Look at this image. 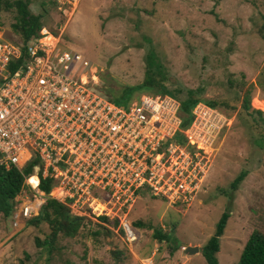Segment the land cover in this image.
I'll use <instances>...</instances> for the list:
<instances>
[{"label":"rangeland","instance_id":"obj_1","mask_svg":"<svg viewBox=\"0 0 264 264\" xmlns=\"http://www.w3.org/2000/svg\"><path fill=\"white\" fill-rule=\"evenodd\" d=\"M28 1L60 48L90 61L89 84L102 96L111 99L141 82L151 49L162 66L163 75L153 70L157 78L164 76L172 87L199 89L225 122L212 150L196 149L201 171L187 199L173 203V193L143 192L124 218L125 211L104 198L107 188H90L76 203L66 204L72 214L84 217L83 225L74 236L59 235L50 253L36 243L49 233L47 224H29L22 214V206L30 203L35 215L44 200L26 186L15 196L12 214H0V264H206L200 247L224 210L228 218L218 237L217 264H234L250 232L264 234V0ZM13 14V9H1L0 27L4 37L18 41L10 29ZM246 88L261 113L242 108ZM155 95L163 96L135 89L127 106ZM172 138L164 140L167 145L177 142ZM241 170L246 174L232 189L230 182ZM136 220L142 225H134ZM124 222L133 225L134 242L120 232ZM154 230L171 236L158 241ZM184 244L198 251L186 253Z\"/></svg>","mask_w":264,"mask_h":264},{"label":"built area","instance_id":"obj_2","mask_svg":"<svg viewBox=\"0 0 264 264\" xmlns=\"http://www.w3.org/2000/svg\"><path fill=\"white\" fill-rule=\"evenodd\" d=\"M21 46L0 31V162L19 168L38 161L31 174L35 185L25 178L33 197L45 196L38 188L45 176L51 179L49 197L73 204L83 191L107 188L104 198L119 211L141 192L173 193L174 203L187 199L190 185L197 188L202 158L196 149H213L224 116L199 101L182 130L175 98L144 96L129 107L112 103L89 84L90 61L60 48L45 27L23 54ZM177 131L188 149L173 138V144L164 141ZM34 209L24 204L22 214L29 217ZM122 228L133 239L127 222Z\"/></svg>","mask_w":264,"mask_h":264},{"label":"trees","instance_id":"obj_3","mask_svg":"<svg viewBox=\"0 0 264 264\" xmlns=\"http://www.w3.org/2000/svg\"><path fill=\"white\" fill-rule=\"evenodd\" d=\"M1 9L14 10V14L12 16L13 19L10 22V29L14 34L18 35L19 41L22 43V46L20 47V54H23L25 43L30 38L39 34V29L42 26L41 14L30 11L28 0H0V10ZM261 28L264 29V22ZM262 37L264 38L263 35ZM145 60L147 67L145 69V76L143 80L135 85L122 88L118 94L113 95L112 98L109 99L111 102L116 105H127L132 91L135 89L139 91L148 90L154 94H168L178 100L180 127L182 129H185L190 123L192 118L191 109L197 101H202L210 107H215L214 101L204 100L200 97L199 89L182 88L180 86L172 87L164 81V76L157 78L153 74V70H157L159 75H163V72L161 70L162 66L160 60L153 50H149L146 54ZM241 106L249 114L252 112L261 113L258 108L251 104L248 88H246L243 92ZM173 139L177 141L182 140L180 143L184 142V136L180 131H177L174 134ZM37 162L38 161L35 158H32L19 169L13 165L5 167L3 164H0V214L3 217H8L12 214L11 211L15 196L26 187L24 175L31 173L33 166ZM245 174V170L239 171L230 182V187L232 189L236 188L237 184L243 179ZM50 182L51 179L47 176L40 179L39 188L41 192L45 194L44 200L40 203L37 213L27 219L29 224H36L38 222H44L47 224L49 233L42 241H38L36 239V243L38 245L45 246L48 253L55 248V241L59 235L63 237L74 236L78 232L80 226L83 225L84 218L82 216L72 214L64 203L47 195L50 190ZM97 217L103 221H108V217L103 214H99ZM227 218L228 211H222L219 218L215 222L213 234L210 235L200 247V253L206 264L218 263L216 257V253L219 250L218 237L223 232ZM133 224L136 226L142 225L139 220L133 221ZM131 226L133 227L132 224ZM119 230L123 233L122 229ZM153 234L158 241L162 239L167 240L168 237L171 236L169 232L161 233L158 230H154ZM135 239L132 242H134ZM234 264H264L263 233L258 230L250 232L242 246L238 259Z\"/></svg>","mask_w":264,"mask_h":264},{"label":"clouds","instance_id":"obj_4","mask_svg":"<svg viewBox=\"0 0 264 264\" xmlns=\"http://www.w3.org/2000/svg\"><path fill=\"white\" fill-rule=\"evenodd\" d=\"M41 27H45V26L42 25ZM41 27H40V28H41ZM45 28H46V27H45ZM1 30H2V28L0 27V31H1ZM1 33H2V32H1ZM53 34H54V33H53ZM54 35H55V34H54ZM7 39H8V38H7ZM30 39H31V38H30ZM8 40H10V39H8ZM18 41H19V40H18ZM18 41H13V42H18ZM25 44H26V43H25ZM62 48H63V47H62ZM65 49H68V48H65ZM176 100H177V99H176ZM177 101H178V100H177ZM197 102H199V101H197ZM197 102H196V103H197ZM201 102H202V101H201ZM112 103H113V102H112ZM196 103H195V104H196ZM203 103H204V102H203ZM180 128H181V127H180ZM181 129H182V128H181ZM0 164H3V165H4L3 162H0ZM10 165H12V164H10ZM10 165H9V166H10ZM4 166H5V165H4ZM9 166H7V167H9ZM13 166H15V165H13ZM5 167H6V166H5ZM15 167H16V166H15ZM21 167H22V166H21ZM21 167H19V168H21ZM16 168H17V167H16ZM19 168H18V169H19ZM31 174H33L32 171H31V173H29L28 175H24V182H25V178H26L27 176H30ZM39 182H40V181H39ZM25 184H26V183H25ZM26 186H27V184H26ZM27 187H28V186H27ZM38 188H39V186H38ZM39 189H40V188H39ZM142 193H143V192H141L136 198H139L140 195H141ZM154 196H155V195H154ZM157 197H159V196H157ZM43 198H44V197H43ZM136 198H135L134 202L132 203V206L136 203ZM57 201H58V200H57ZM59 202H60V201H59ZM65 205H66V204H65ZM132 206H130L128 209H126V208L124 209V208H123V209L121 210L122 212L125 211V213H124V215H125L124 218H126V213H128L127 211L130 210ZM38 207H39V206H38ZM114 207H115V206H114ZM121 211H120V212H121ZM128 225H129L130 230H131V231L133 232V234H134V235H133V239H131V241H133V240L135 239V237H136V233H135V231H134V228L131 226V223H128ZM122 231H123V233H124L123 228H122ZM124 235H125V233H124ZM125 237H126V236H125Z\"/></svg>","mask_w":264,"mask_h":264},{"label":"water","instance_id":"obj_5","mask_svg":"<svg viewBox=\"0 0 264 264\" xmlns=\"http://www.w3.org/2000/svg\"><path fill=\"white\" fill-rule=\"evenodd\" d=\"M183 247V251L186 252V253H193V252H197L198 251V247L193 245H182Z\"/></svg>","mask_w":264,"mask_h":264},{"label":"bare ground","instance_id":"obj_6","mask_svg":"<svg viewBox=\"0 0 264 264\" xmlns=\"http://www.w3.org/2000/svg\"><path fill=\"white\" fill-rule=\"evenodd\" d=\"M33 181L36 182V178L34 177V175H30V176H29V179H28V182L31 183V184H33V185H35V184H34L35 182H33ZM34 202H35L34 205L36 206V205L38 204V202H39V199H35ZM94 208H95V207H94ZM98 210H99V209H98Z\"/></svg>","mask_w":264,"mask_h":264},{"label":"crops","instance_id":"obj_7","mask_svg":"<svg viewBox=\"0 0 264 264\" xmlns=\"http://www.w3.org/2000/svg\"><path fill=\"white\" fill-rule=\"evenodd\" d=\"M12 41V40H11Z\"/></svg>","mask_w":264,"mask_h":264}]
</instances>
